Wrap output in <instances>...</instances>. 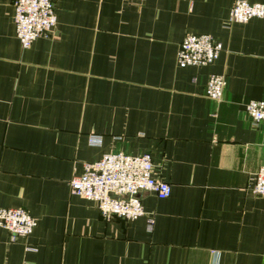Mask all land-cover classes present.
I'll return each mask as SVG.
<instances>
[{
	"label": "crops",
	"instance_id": "obj_1",
	"mask_svg": "<svg viewBox=\"0 0 264 264\" xmlns=\"http://www.w3.org/2000/svg\"><path fill=\"white\" fill-rule=\"evenodd\" d=\"M235 1L54 0V32L24 48L0 0V207L37 221L14 240L0 229V264H264V123L246 110L264 101V18L227 27ZM190 34L220 57L178 66ZM213 73L221 101L206 96ZM110 152L151 155L171 195L141 193L135 220L103 217L69 181Z\"/></svg>",
	"mask_w": 264,
	"mask_h": 264
},
{
	"label": "built area",
	"instance_id": "obj_2",
	"mask_svg": "<svg viewBox=\"0 0 264 264\" xmlns=\"http://www.w3.org/2000/svg\"><path fill=\"white\" fill-rule=\"evenodd\" d=\"M16 35L22 47L29 48L39 37L54 32L57 15L54 0H13ZM252 18H264V3L236 0L230 10L228 22L245 23ZM223 51L222 43L208 34L187 35L180 44L177 63L180 67L207 66L213 64ZM227 79L224 74L210 75L206 96L221 101ZM246 110L253 122L264 123V101H250ZM89 143L101 146L103 137L91 135ZM154 164L149 154L129 155L123 152L104 153L103 156L84 165L81 174L69 181L71 193L97 204L105 218L118 217L135 220L146 214L140 198L143 192H152L159 199L171 195V185L153 175ZM252 192L264 197V166L256 174ZM37 225L36 219L23 208L0 207V229L9 231L12 240L31 235ZM154 217H148L152 230Z\"/></svg>",
	"mask_w": 264,
	"mask_h": 264
}]
</instances>
